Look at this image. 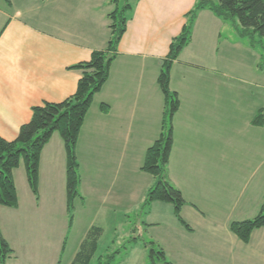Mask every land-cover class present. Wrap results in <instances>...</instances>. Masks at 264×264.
I'll use <instances>...</instances> for the list:
<instances>
[{"label": "crops", "instance_id": "0c3cea01", "mask_svg": "<svg viewBox=\"0 0 264 264\" xmlns=\"http://www.w3.org/2000/svg\"><path fill=\"white\" fill-rule=\"evenodd\" d=\"M8 1L0 0V138L13 141L33 107L75 93L81 74L73 67L107 47V15L114 5L111 0ZM195 4L139 0L128 13L109 79L94 97L76 148L78 200L84 207L91 202L103 221L124 217L136 203L143 206L154 185L141 167L161 133L164 97L157 80ZM226 24L199 11L191 40L170 71L179 109L172 119L167 178L186 202L181 217L190 230L179 224L170 204L143 209L149 220L141 224L157 227L166 213L188 234L180 247L185 264H264V227L248 244L229 230L232 222L256 217L264 202V119L251 123L264 109V85L243 88L249 85L243 74L251 75L257 55L240 36H223ZM101 105L108 106L107 114ZM13 180L18 206L0 207L1 233L13 251L5 264H70L88 230H103L101 223L91 225L68 257L66 156L58 134L41 153L38 199L23 164Z\"/></svg>", "mask_w": 264, "mask_h": 264}, {"label": "trees", "instance_id": "16d2710c", "mask_svg": "<svg viewBox=\"0 0 264 264\" xmlns=\"http://www.w3.org/2000/svg\"><path fill=\"white\" fill-rule=\"evenodd\" d=\"M9 3L8 0H5ZM139 1V0H135ZM118 0H111L115 6L107 15L110 38L107 47L93 51L86 62L73 67L80 72L75 93L58 103L45 102L31 109L29 122L22 125L13 141L0 138V207L16 209L17 192L13 172L24 165L29 188L38 199L39 161L44 147L53 135L58 134L64 146L66 156V197L69 228L73 222V203L82 198L78 192L80 183L79 164L76 156L77 142L84 119L93 104L94 97L107 83L112 63L118 52V45L126 32L128 13L132 6L127 2L123 7L116 6ZM207 10L224 23H230L239 36L254 48V35L264 38V0H196L191 12L186 16V24L181 34L174 38L169 52L163 60L157 83L164 97V111L161 133L157 140L146 150L141 171L154 179V185L148 190L144 207L152 203H165L173 207V213L179 224L190 230L181 217L186 202L181 192L167 178V167L173 146L172 119L179 109V99L169 87L170 71L173 63L191 40L192 27L199 11ZM103 114L109 112L106 105L100 106ZM264 119V109L252 120L258 125ZM264 227V202L256 217L242 222H232L230 232L243 244H248L251 234ZM103 230L91 227L70 264H91L98 250ZM13 256V251L4 240L0 229V264H5ZM114 259V256H108ZM102 257L98 258L100 264ZM107 264V263H106ZM110 264V263H108ZM150 264H171L162 249H151Z\"/></svg>", "mask_w": 264, "mask_h": 264}, {"label": "rangeland", "instance_id": "374dc122", "mask_svg": "<svg viewBox=\"0 0 264 264\" xmlns=\"http://www.w3.org/2000/svg\"><path fill=\"white\" fill-rule=\"evenodd\" d=\"M210 1L216 2V0ZM126 2L133 6L135 0H118L116 6L121 8ZM226 26L228 30L227 32L223 31V36H239L232 24L228 23ZM246 42L248 43L247 40ZM254 49L257 62L254 66L250 65L251 75L245 76L243 74L244 79L249 84L243 88L248 91H254V87H250L254 84L264 85V38L257 34L254 35ZM245 95L243 94V96ZM78 199L79 197L73 203V222L71 227L68 228V257L74 252L75 246H79L84 231L94 223H101L103 234L99 240L96 256L91 264H98L97 259L100 257H102L100 264H150V251L153 248L165 250L168 262L185 264L180 247L185 246L190 237L180 228L174 217L172 222H169L167 214L163 213L162 222L159 226H145L141 222L149 220L148 217H145L147 210L143 211L144 206L141 203H136L133 206L134 209L126 212L124 217L115 215L111 218L108 217L107 221H103L104 218L97 216L91 202L87 201L84 207ZM153 215L154 213L150 214V220H152ZM108 256H114V259H109ZM64 261L63 264L66 263Z\"/></svg>", "mask_w": 264, "mask_h": 264}]
</instances>
